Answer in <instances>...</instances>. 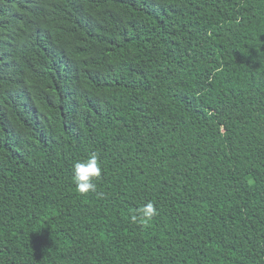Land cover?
Instances as JSON below:
<instances>
[{
    "label": "trees",
    "instance_id": "trees-1",
    "mask_svg": "<svg viewBox=\"0 0 264 264\" xmlns=\"http://www.w3.org/2000/svg\"><path fill=\"white\" fill-rule=\"evenodd\" d=\"M0 264H264V0H0Z\"/></svg>",
    "mask_w": 264,
    "mask_h": 264
},
{
    "label": "clouds",
    "instance_id": "clouds-1",
    "mask_svg": "<svg viewBox=\"0 0 264 264\" xmlns=\"http://www.w3.org/2000/svg\"><path fill=\"white\" fill-rule=\"evenodd\" d=\"M102 173V168L98 160V156L93 153L86 159L77 161L73 165V180L76 189L80 193H88L96 190L94 179L99 178ZM138 215H133L132 220L135 222L138 217L141 221L147 223L157 215V208L152 202H148L143 207L139 208Z\"/></svg>",
    "mask_w": 264,
    "mask_h": 264
}]
</instances>
